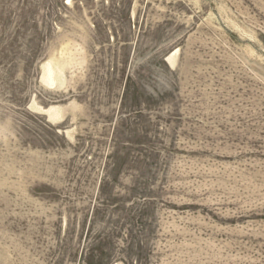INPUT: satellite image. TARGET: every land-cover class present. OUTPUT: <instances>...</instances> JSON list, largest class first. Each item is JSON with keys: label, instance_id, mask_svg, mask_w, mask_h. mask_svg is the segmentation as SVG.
<instances>
[{"label": "rangeland", "instance_id": "obj_1", "mask_svg": "<svg viewBox=\"0 0 264 264\" xmlns=\"http://www.w3.org/2000/svg\"><path fill=\"white\" fill-rule=\"evenodd\" d=\"M0 264H264V0H0Z\"/></svg>", "mask_w": 264, "mask_h": 264}, {"label": "bare ground", "instance_id": "obj_2", "mask_svg": "<svg viewBox=\"0 0 264 264\" xmlns=\"http://www.w3.org/2000/svg\"><path fill=\"white\" fill-rule=\"evenodd\" d=\"M170 60H171V59H170ZM45 73H46V76H44L45 81L48 82V83H51V82H52V78H53V77H52V70H51V68H47ZM53 74H54V73H53ZM44 78H43V79H44ZM50 85H51V84H50Z\"/></svg>", "mask_w": 264, "mask_h": 264}]
</instances>
